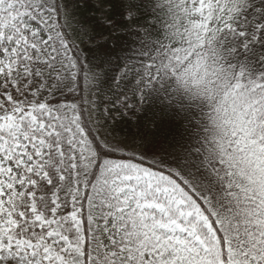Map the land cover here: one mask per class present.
Returning a JSON list of instances; mask_svg holds the SVG:
<instances>
[{
    "label": "snow or ice",
    "instance_id": "snow-or-ice-1",
    "mask_svg": "<svg viewBox=\"0 0 264 264\" xmlns=\"http://www.w3.org/2000/svg\"><path fill=\"white\" fill-rule=\"evenodd\" d=\"M0 264H264V0H0Z\"/></svg>",
    "mask_w": 264,
    "mask_h": 264
}]
</instances>
